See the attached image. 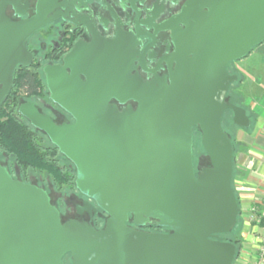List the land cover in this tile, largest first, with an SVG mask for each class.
I'll use <instances>...</instances> for the list:
<instances>
[{
  "label": "water",
  "instance_id": "1",
  "mask_svg": "<svg viewBox=\"0 0 264 264\" xmlns=\"http://www.w3.org/2000/svg\"><path fill=\"white\" fill-rule=\"evenodd\" d=\"M4 9L0 109L17 67L32 63L29 38L48 22L41 11L13 22ZM185 15L188 28L168 81L131 74L134 42L128 37L123 47L124 36L77 44L63 66L44 67L51 100L74 122L58 124L33 101L21 102L17 112L72 162L76 189L96 204L84 201L85 208L109 217L100 229L63 222L46 188L16 178L0 161V264H64L65 256L71 264H234L236 245L219 239L240 213L223 116L232 110L236 125L251 122L244 107L227 99L238 79L228 66L264 42V0H220L188 22ZM112 99L137 106L120 110ZM195 129L210 160L198 174ZM131 220L139 226L155 220L166 230H137Z\"/></svg>",
  "mask_w": 264,
  "mask_h": 264
},
{
  "label": "flooded vegetation",
  "instance_id": "2",
  "mask_svg": "<svg viewBox=\"0 0 264 264\" xmlns=\"http://www.w3.org/2000/svg\"><path fill=\"white\" fill-rule=\"evenodd\" d=\"M216 1L220 2V0H0V7L5 4V16L13 22L30 19L40 11L45 14L48 21L28 40L27 48L33 56L32 63L27 67L18 66L17 70L25 72L34 67L39 69L43 74L44 91L49 102L40 104L33 100L39 96L29 97L22 102L33 101L42 112L51 115L58 124L74 122L68 113L51 100L44 67L63 66L65 58L77 44L89 47L98 39L110 42L124 36L123 46L124 41L128 42V37H132L134 53L129 56L133 66L131 74L140 76L147 83L155 79L168 81L179 57L177 43L184 38L188 28L187 24L181 21L182 15L186 14L185 22H188L194 12H209ZM127 50L123 48V54L126 53L124 56L128 55ZM67 72L71 73V69L67 68ZM81 79L86 80L84 75H81ZM111 103L117 105L120 110L128 106L134 108L137 106L134 101L122 104L112 99ZM79 194V197L71 199L70 204L66 202L59 204L52 200L60 209L63 222L77 220L91 223L95 227L99 226L98 221L105 223L109 216L98 207L97 212L90 213L85 208L84 201L96 206L95 202ZM128 225L149 232L166 230L155 220L144 226L136 225L131 220ZM65 259L66 256L64 264Z\"/></svg>",
  "mask_w": 264,
  "mask_h": 264
},
{
  "label": "trees",
  "instance_id": "3",
  "mask_svg": "<svg viewBox=\"0 0 264 264\" xmlns=\"http://www.w3.org/2000/svg\"><path fill=\"white\" fill-rule=\"evenodd\" d=\"M233 63L234 62L229 64L228 69L231 73L237 74L238 79L231 84L227 99L229 102L242 106L246 109L251 122V126L249 128H242L238 126V128L245 129L247 130V132L251 133L255 127L257 115L253 108L245 103L246 99L240 89L244 77L238 70L231 69V64ZM40 73L41 72L36 67L25 72H22L20 70H16L15 72L12 89L0 109V161L3 163L5 162L4 157L10 158L21 173L22 177L20 179L25 182L32 183L29 177L31 174H35L48 177L52 184L58 190L66 187L73 188L75 187L74 180L76 171L72 162L65 158L60 153L58 148L51 142L50 145L44 144L43 137H48L43 132L34 128L25 118L20 116V114L17 112V107L21 102V98L27 100L29 97L43 95L45 82L40 76ZM228 111L232 112V110H227L224 113L223 126L225 115ZM200 134L201 133L198 130L195 131L194 153L195 150L201 145L199 136ZM231 139L234 147L232 177L233 186L236 156L241 149L247 147V144L241 141L239 142L241 148L239 147V149H236V142L234 138ZM58 154L63 156L69 164L67 165L60 163ZM236 196L240 207L239 197L237 194ZM240 213L238 216L237 224L235 225L233 230L229 233L221 234L219 236V239L231 241L236 245L237 256H239L243 244L242 236H240L238 233L240 231L238 226L240 223ZM65 261L66 264H71V259L69 256H66Z\"/></svg>",
  "mask_w": 264,
  "mask_h": 264
},
{
  "label": "rangeland",
  "instance_id": "4",
  "mask_svg": "<svg viewBox=\"0 0 264 264\" xmlns=\"http://www.w3.org/2000/svg\"><path fill=\"white\" fill-rule=\"evenodd\" d=\"M250 58L251 57L249 55L248 57H244L240 60H237L236 62L231 64V69L238 70L236 66H242L243 64L248 63V60H250ZM40 76L43 78L42 73H40ZM241 91L243 93V90ZM243 94L246 99L245 103L252 108L249 97H247L245 93ZM24 100V98L20 99L21 102ZM33 100L40 104H45L49 102V98L46 91H44L41 97L39 96L33 98ZM224 126L230 137L234 138L236 142V149H239V147L241 146L239 143L241 141L247 144V147L241 149L238 152L236 156V164L234 167L235 174L233 186L236 191V194L239 197L241 212L239 218L240 223L238 225L240 231L238 230V233L240 236H242L243 239L242 249L239 253L241 257H239L235 264H252L255 256L257 255L256 247L259 245L258 240L261 238V236L264 235V182L258 180L260 175L255 169L256 162L253 161L256 158L253 150L255 146L252 143H248V141L251 142L250 135L252 133L250 134L249 132H247V130L238 128V125H236L233 121V113L231 111H228L225 115ZM258 132V137L260 138V135L261 137H263L262 135H264V133L261 131ZM255 134L257 133H254V135ZM199 136L201 143V134ZM43 138V143L46 145H50V140L46 137ZM4 159L5 162L3 163L9 167V169L12 171L13 175L16 178L20 179L22 177L21 173L19 169L14 165L12 160L8 157H4ZM58 159L62 164H69L60 154H58ZM194 161L197 174L200 173L203 168L210 166L209 157L205 152L202 144L195 150ZM262 178L264 179V177H261L260 179ZM29 179L32 183L46 188L49 191L51 199L53 201H56V203L60 204L66 202L70 204L72 198L80 196V192L76 190V187H66L61 190H58L52 184L49 178L43 175L40 176L31 174ZM254 205H256L258 213V218L255 221L249 220L248 218V213L251 208L254 207ZM63 217L65 218V216ZM98 225L99 226L97 228H103L105 226V223L98 221Z\"/></svg>",
  "mask_w": 264,
  "mask_h": 264
},
{
  "label": "crops",
  "instance_id": "5",
  "mask_svg": "<svg viewBox=\"0 0 264 264\" xmlns=\"http://www.w3.org/2000/svg\"><path fill=\"white\" fill-rule=\"evenodd\" d=\"M249 55L251 58L248 63L236 67L244 76L241 90L249 97L257 115L255 127L252 134L250 133L251 142L248 141V143L255 146L253 150L256 158L253 161L256 162L255 169L260 175L258 180L264 182L263 178L260 179L264 177V135L258 137V131L264 133V42L256 46ZM254 133L257 134L254 135Z\"/></svg>",
  "mask_w": 264,
  "mask_h": 264
},
{
  "label": "built area",
  "instance_id": "6",
  "mask_svg": "<svg viewBox=\"0 0 264 264\" xmlns=\"http://www.w3.org/2000/svg\"><path fill=\"white\" fill-rule=\"evenodd\" d=\"M249 220H257L258 213H257V207L254 205V207L251 208V210L248 213ZM258 246L256 247L257 255L254 258V261L252 264H264V235L261 236V238L258 240ZM241 257L240 255L237 257L236 261Z\"/></svg>",
  "mask_w": 264,
  "mask_h": 264
}]
</instances>
